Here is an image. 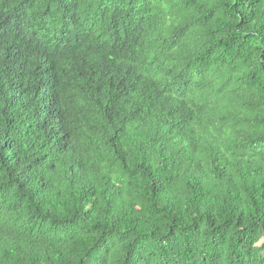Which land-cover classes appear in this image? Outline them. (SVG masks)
I'll list each match as a JSON object with an SVG mask.
<instances>
[{"label": "trees", "instance_id": "1", "mask_svg": "<svg viewBox=\"0 0 264 264\" xmlns=\"http://www.w3.org/2000/svg\"><path fill=\"white\" fill-rule=\"evenodd\" d=\"M262 237L264 0H0V264H264Z\"/></svg>", "mask_w": 264, "mask_h": 264}, {"label": "clouds", "instance_id": "2", "mask_svg": "<svg viewBox=\"0 0 264 264\" xmlns=\"http://www.w3.org/2000/svg\"><path fill=\"white\" fill-rule=\"evenodd\" d=\"M91 22H93V20H90ZM96 27L98 26L96 23L94 24ZM80 31L81 34H84L83 33V29L79 26V30L78 32ZM78 32L76 34H78Z\"/></svg>", "mask_w": 264, "mask_h": 264}, {"label": "rangeland", "instance_id": "3", "mask_svg": "<svg viewBox=\"0 0 264 264\" xmlns=\"http://www.w3.org/2000/svg\"><path fill=\"white\" fill-rule=\"evenodd\" d=\"M264 241V237H262L257 244H261Z\"/></svg>", "mask_w": 264, "mask_h": 264}]
</instances>
